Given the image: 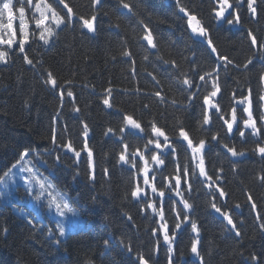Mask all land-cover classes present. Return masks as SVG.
I'll list each match as a JSON object with an SVG mask.
<instances>
[{"label": "trees", "instance_id": "trees-1", "mask_svg": "<svg viewBox=\"0 0 264 264\" xmlns=\"http://www.w3.org/2000/svg\"><path fill=\"white\" fill-rule=\"evenodd\" d=\"M65 2L77 16L88 18L92 15L91 0ZM125 2L135 6L137 17L128 15L127 10L119 5V0H104L99 8L95 34L88 33L78 23L71 28L62 27L51 46H43L38 40L26 45L33 65L25 63L24 54L12 50H7V62L0 63V175L13 166L24 148L43 150L52 147L51 126L58 110L57 126L61 130L67 128V134L58 139L62 143L71 140L80 150L85 140L83 126L87 124V139L93 149L95 164V179L90 181L86 152L82 153L78 169L74 167L76 158L71 153L53 152L50 157H44L49 167L41 169L61 191L73 198L74 206L78 202L79 214L86 222V228L73 231L58 246V235L51 238L48 235V225L55 230L53 221L48 219L47 225L33 215L23 216L17 208L0 202V264H139L138 253L144 254L149 264H168L167 246L162 235L153 236L151 231L159 228V217L146 208L147 201H137L130 195L136 184L143 186V175L134 176L131 165L118 163L123 144L117 140L125 114L140 121L149 133L154 120L170 137L178 136L175 126L179 120L194 142L200 138L209 141L205 152L208 174L215 179L217 170L222 169V179L217 184L225 191L224 198H219L215 188H205L199 182L200 178H190L192 190L185 191V198L194 205L192 218L197 221L200 231L199 235H194L190 224L182 231L178 230L173 244L174 264H200V257L190 252L193 239L199 241L198 250L204 264H252L253 255L259 264H264V231L260 228L261 221L257 220V213L264 216V182L259 178L264 176V159L252 151L254 138L249 135L242 142L238 130L231 139L221 132L224 143L245 152L242 157H232L221 143L212 142L210 137L221 131L222 122L215 121L210 126L199 123L202 121V96L206 93H202L191 108L173 106L171 102L174 99L179 104H188V93H182L173 79L177 73L171 72L169 65L158 59L174 60L181 72L198 65L199 72L192 76L198 81L199 75L217 67L216 54L208 49L206 39L194 38L187 25V17L179 12L175 0ZM240 2L242 7L236 9L240 24L228 25L226 21H216L212 12L215 0H181V4L208 28L209 38L218 53L233 60L234 65L241 66H229L227 77L221 71L222 95L218 100L225 112L230 111L233 95L240 99L249 95L251 90L253 107L258 109L259 95L264 93V82L260 80L264 74V60H261L259 52V44L264 43V0H258L256 17L248 11L247 0ZM137 19L143 24L137 25ZM145 25L152 32L158 50H150L147 41L142 40ZM249 30L257 37L256 48L252 47L247 35ZM125 50L132 53L131 58L122 55ZM145 56L149 57L148 61L144 60ZM249 57L253 60L245 70L242 66ZM48 72L52 73L58 85L64 87L54 89L46 84ZM148 72L157 77L159 85L147 75ZM169 72L171 75L167 74ZM66 81L71 83L66 84ZM107 88L112 89L108 97L112 108L103 104ZM69 90L73 92L72 97L66 96ZM156 91H161V95L166 97L164 102L155 96ZM61 92L65 93L63 103ZM74 108L80 111L75 112ZM240 113L242 108L238 115ZM254 116L258 117L259 111L254 112ZM242 118H246V114ZM109 127L114 129L115 135H105ZM126 132L132 133L125 136V142L132 144L130 151L137 147L143 150L149 137L140 139L143 134H137L136 130L128 129ZM181 143L183 147L179 144L177 147L179 162L183 164L185 155L190 158L191 153H185L186 142ZM57 155L61 157L58 165ZM150 155L146 153L149 161ZM166 162L163 175L171 179L177 165L170 157ZM105 169L108 175L104 174ZM76 171L80 175L74 180ZM156 171L159 173V168ZM187 187L184 185L185 190ZM150 191L146 188L147 193ZM209 191L215 195H208ZM170 194L179 201L174 192ZM249 195L253 198L251 202L247 199ZM152 202L158 210L166 209L172 203L168 200L164 204L159 199ZM212 202H216L222 212H229L241 232L240 237H236L234 231H228L230 226L226 228L227 222L211 208ZM251 203L257 205L256 211L252 210ZM177 207L183 208L179 203ZM166 216L170 227H174L175 213L166 211ZM105 240H109L107 250Z\"/></svg>", "mask_w": 264, "mask_h": 264}, {"label": "snow or ice", "instance_id": "snow-or-ice-1", "mask_svg": "<svg viewBox=\"0 0 264 264\" xmlns=\"http://www.w3.org/2000/svg\"><path fill=\"white\" fill-rule=\"evenodd\" d=\"M104 0H91L92 15L88 18L84 16H77V13L69 3L65 0H52L51 3L48 0H0V47L6 46L7 49L12 51H18L23 55V59L26 64L33 65L34 61L29 58L26 52V45H29L30 41L42 42L43 46L49 47L57 38V33L62 27H74L75 24H79L81 28L86 29L88 33L95 34L97 30L96 21L99 15V8L103 4ZM176 5L180 13H183L187 17L188 28L194 34L195 39H206L207 47L211 53L216 54L217 67L213 68L209 72L199 75V80L195 81L192 76L199 72V66H193L187 72H181L179 65L173 61H165L162 57L158 59L162 60L164 64L169 65L171 72L177 73L173 77L175 82L180 86L182 93H188L186 99L188 104H179L175 99L171 102L173 106L188 109L191 108L194 103L199 101L202 93V104L200 105L202 115V121L199 123L202 126H210L215 121H221V131L215 132L211 135L210 140L212 142L221 143L222 147L230 153L232 157H242L245 155L244 151H238L235 145L229 146L228 143H224L221 138V132L224 133V137L231 139L236 132L239 131V137L243 142L249 135L254 138L255 148L252 151L257 154L261 159H264V93L259 95L257 104L258 109L253 107V99L251 90L249 95L242 96L237 99L235 95L232 97V103L230 111L225 112L223 106L218 100V96L222 95L221 87V71L224 77L229 74V66L233 68H240V65H234L233 60L229 59L225 55H220L218 49L214 46L213 41L209 38V30L202 24V21L197 18L195 14H192L186 7L181 4V0H175ZM17 3L20 4L17 7ZM216 6L213 7L212 12L218 22L226 21L228 25H239L240 16L237 14L236 9L242 7L240 0H215ZM257 3L258 0H247V9L251 13L252 17L257 16ZM119 5L122 9L127 10V14L132 17H137L138 13L134 10L135 6L125 2V0H119ZM62 6V8H61ZM64 9L67 11L64 12ZM63 12V15L61 14ZM31 13V16H29ZM227 13V15H226ZM106 15V13H105ZM232 18L229 19L228 17ZM6 20V22H5ZM14 22L18 24L14 25ZM137 25L143 24L142 20L137 19ZM118 27V25L116 26ZM31 29V30H30ZM144 36L142 40L147 41V46L150 50H158L157 44L154 42L152 32L148 26L143 28ZM248 37L251 40V45L256 48L258 40L256 35L252 31H248ZM15 46V47H14ZM259 52L261 60H264V43L259 44ZM122 55L126 58H131L132 53L125 50ZM8 52L0 50V62H7ZM145 61L149 60L148 56L144 57ZM253 58L249 57L246 63L242 66L245 70L248 65L252 63ZM171 72L167 73L171 75ZM133 75L135 72V61H133ZM152 80L159 85V80L152 72L147 73ZM182 78V79H181ZM260 80L264 82V74H261ZM46 84H50L55 89L56 87L63 88L64 85H58L57 80L53 77L51 72H48L45 80ZM66 84L71 82L66 81ZM210 85V90H209ZM235 91V90H234ZM106 96L103 99V104L108 108H112L113 105L110 103L109 96L112 94V89H105ZM67 97H72L73 92L71 90L66 92ZM155 96L159 97L161 102L166 100V97L161 95V91H156ZM65 93L61 92L60 99L63 103ZM145 108L148 106L145 105ZM242 108V113L238 115L239 109ZM73 111L79 112V108H74ZM259 111V116H254V112ZM246 114V118H242ZM59 120V110L56 117L53 118L51 126V148H45L43 150L33 147L24 148L19 153V159L15 161L12 167L0 175V202L7 200L8 203H12V192L9 190L10 181L17 179L22 181V186L25 190V194L33 201V211H35L37 205L43 208L45 201L47 202V208L51 211L54 207V217L56 228L55 230L49 229V238L52 235L58 233L56 244L57 246L62 242L63 238H66L69 234H73L71 228L66 227L64 217L69 214L72 217L79 216V204L75 202L74 206L73 198L63 193L60 196L53 195L56 185L52 183L48 176H45L39 168L40 164L45 167H49L47 160L44 157H50L53 152L68 154L71 153L76 158L74 167L78 169L82 153H87V168H88V179L94 181V153L93 149L89 146V127L87 124L83 126L82 135L85 137L83 148L77 150L73 142H61L58 137H63L67 134V128L61 130L57 126ZM259 121V126H258ZM242 123V127H241ZM178 129V136L170 137L166 134L165 130L157 126V123L153 120L151 122L150 133L146 127H142V124L137 119H134L132 115L125 114L123 116L122 126L119 128V139L118 143H122V150L119 152L118 163L123 165H131L133 175H143V186L136 184L131 190V197L136 198L137 201H147L146 208L151 209L155 216L159 217V228H152L153 236L162 235L163 243L167 246L168 264H174V240L178 235V230L182 231L188 224L191 225V232L199 235L198 223L192 218L191 210L194 209V205L189 203V199L185 198V191L191 192L192 184L189 182L190 178L196 180L200 178L199 182L209 190L215 188V191L219 193V198L226 196L225 191L217 184V181L222 179L220 172L222 169H218L216 172L215 179L213 176L208 174L205 168V152L209 144L206 138H200L198 142H194L193 138H190V134L185 130V127L178 120L175 126ZM136 130L139 138L143 139L144 136L149 138L145 141L143 150L137 147L134 151H130L132 144L125 142L126 134H132L126 132V130ZM210 130V129H209ZM115 135L113 128L109 127L105 135ZM161 138H163L161 140ZM181 142H186L185 153L190 151V158L185 155L183 164H180L178 157V147H183ZM146 153H151L150 161L146 159ZM171 158L176 162L175 176L163 175L164 169L167 167V160ZM138 158V159H137ZM60 155L56 156V165L60 162ZM140 162H143L142 166ZM155 165L156 167H152ZM150 167L152 171L150 172ZM159 168V173L156 169ZM54 170V168L52 169ZM104 174L108 175V170H104ZM80 175L79 171H76L73 175L75 180ZM264 182V176L259 177ZM174 180V184L172 183ZM184 185H187V189H184ZM146 188H150V193L146 192ZM174 192L175 197H179V201L174 199L170 194ZM208 195H215L214 192L209 191ZM153 199H159L162 203L166 204L168 200H171V205L167 208H161L158 210L157 205L152 202ZM248 201H252V196L247 197ZM177 203L182 204L183 208L179 209ZM13 207L15 205L13 204ZM240 207L239 204L236 205ZM211 208L215 209L216 213H219L223 219L227 222L228 231H234L236 237L241 236V232L238 230L237 223L234 222L233 217L227 211H221V208L217 206L216 202L211 203ZM251 208L256 211L257 205L251 203ZM143 210V207H142ZM166 211L175 213V225L170 227ZM23 214V213H22ZM35 218V217H34ZM131 219V218H129ZM257 220L261 221L260 228L264 231V216L257 213ZM32 224V220L28 221ZM243 223V221H241ZM6 231V230H5ZM171 233V234H170ZM111 239V237L109 238ZM198 239H193L190 247V252L200 257V264H204L203 258L200 256L198 250ZM123 244V240L120 241ZM105 250L109 245V240H105ZM159 240H157V245ZM129 253L132 252V248L129 245ZM139 264H149V259L145 258V255L138 253L136 257ZM252 264H259L258 258L253 255L251 257Z\"/></svg>", "mask_w": 264, "mask_h": 264}, {"label": "rangeland", "instance_id": "rangeland-1", "mask_svg": "<svg viewBox=\"0 0 264 264\" xmlns=\"http://www.w3.org/2000/svg\"><path fill=\"white\" fill-rule=\"evenodd\" d=\"M16 6L19 7L20 4L17 3ZM5 22H6V20H5ZM16 24H18V22H14V25H16ZM192 35L194 36L193 33H192ZM0 50L7 51L9 49H7L6 46H2V47H0ZM0 63H5V62H0ZM42 167H44V165L43 164H40L39 165L40 171L45 176H48L49 179L51 180L50 176L47 175L41 169ZM50 174H52V172H50ZM51 181L55 185L54 181L53 180H51ZM2 188H3V186H0V189H2ZM9 190L12 192V203L11 204L8 203L6 199L3 200L2 203L10 204L12 207H13V204H14L15 205L14 208H17L18 209L19 214H21L23 216L24 215L26 216V214L33 215L32 217H37L38 220L45 221L44 223L47 224V225H48V221L51 220V221H53L52 225L56 228L55 217H54V212H55L54 207H53V209L51 211H49L48 208H47V202L45 201V206L43 208H41V207H39V205H37L35 211H33V203L34 202L31 201L30 198L25 194V190H24V188L22 186V181H19L18 178L17 179H14L13 181H10ZM63 193H65V192L61 191L56 186L55 191L53 192V195L60 196ZM26 207L30 208V210L32 212L29 211V210H27ZM24 212H26V213H24ZM63 219L65 220L66 227L71 228L72 231H76V230H79V229L86 228V222L84 221L83 217L80 214H79L78 217H72V215L69 214L68 216L64 217ZM48 228L49 229L50 228L52 229V227L49 226V225H48ZM48 235H49V230H48ZM57 235H58V233H57ZM52 236H54V235H52Z\"/></svg>", "mask_w": 264, "mask_h": 264}, {"label": "water", "instance_id": "water-1", "mask_svg": "<svg viewBox=\"0 0 264 264\" xmlns=\"http://www.w3.org/2000/svg\"><path fill=\"white\" fill-rule=\"evenodd\" d=\"M61 8H62V6H61ZM67 10L66 9H64V12H66Z\"/></svg>", "mask_w": 264, "mask_h": 264}, {"label": "bare ground", "instance_id": "bare-ground-1", "mask_svg": "<svg viewBox=\"0 0 264 264\" xmlns=\"http://www.w3.org/2000/svg\"><path fill=\"white\" fill-rule=\"evenodd\" d=\"M194 235H196V233H194Z\"/></svg>", "mask_w": 264, "mask_h": 264}]
</instances>
